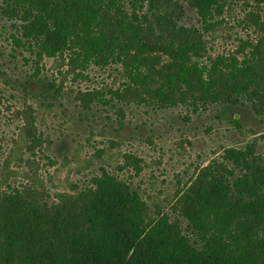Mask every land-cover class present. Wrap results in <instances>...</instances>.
<instances>
[{
	"label": "rangeland",
	"instance_id": "374dc122",
	"mask_svg": "<svg viewBox=\"0 0 264 264\" xmlns=\"http://www.w3.org/2000/svg\"><path fill=\"white\" fill-rule=\"evenodd\" d=\"M148 1L118 0V13H103V30L118 35L127 17L148 18L145 29L124 28L127 55L107 63L79 47L36 63L1 18L0 196L22 190L34 207L68 209L108 176L139 194L142 237L166 216L164 240L182 235L193 248L207 240L186 215L191 190L228 178L224 202L259 214L213 217L212 242L264 264V0H224L207 20L188 0H175L183 12L168 0H152L150 12Z\"/></svg>",
	"mask_w": 264,
	"mask_h": 264
},
{
	"label": "trees",
	"instance_id": "16d2710c",
	"mask_svg": "<svg viewBox=\"0 0 264 264\" xmlns=\"http://www.w3.org/2000/svg\"><path fill=\"white\" fill-rule=\"evenodd\" d=\"M155 2L148 1L150 12L152 8L157 10ZM188 2L203 20L221 13L225 7L224 0ZM167 3L169 9L185 11L178 1ZM117 4L118 0H3L0 20L14 22L17 30L11 33L14 43L31 49L36 63L44 55L54 57L77 47L85 51V56L91 50L90 57L97 55L102 63H107L104 58L117 50L120 60L127 55L131 38L124 28L133 29L138 24L145 29L143 26L148 22L146 16L134 15L126 18L120 35L106 33L101 17L103 13H118L114 11ZM92 29L99 31L93 33ZM76 31L83 37L74 35ZM142 41L143 47L152 45L145 38ZM48 85L52 87L49 82ZM233 119L238 122L234 115ZM214 180L191 190L194 204L186 215L191 220L197 219L194 228L207 240L206 244L193 248L185 244L182 235L164 240L169 226L166 216L142 237L138 231L142 213L138 208L139 194L108 176L95 180L96 188L86 190L89 197H72L76 203L71 201L68 209L65 203L54 206L35 203L34 207L24 191H8L0 196V264H256L250 257L236 259L237 250L232 243L212 242L219 229L212 222L213 217L228 210L241 214L240 209L223 200L230 195L231 181ZM240 180L237 177L235 184ZM255 213L259 214L245 210L241 216L251 219ZM199 220L205 221V227L204 221Z\"/></svg>",
	"mask_w": 264,
	"mask_h": 264
}]
</instances>
